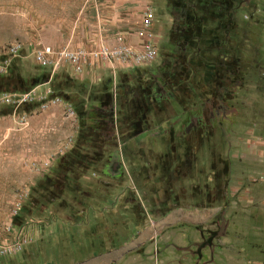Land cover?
Masks as SVG:
<instances>
[{
  "label": "rangeland",
  "instance_id": "obj_1",
  "mask_svg": "<svg viewBox=\"0 0 264 264\" xmlns=\"http://www.w3.org/2000/svg\"><path fill=\"white\" fill-rule=\"evenodd\" d=\"M208 1L151 0L156 58L114 65V85L102 62L50 76L34 50L139 49L141 0H0V49L24 45L5 75L45 97L0 106V234L25 241L0 264H264V0L195 23ZM148 85L164 93L135 135L132 91ZM105 96L113 128L82 135Z\"/></svg>",
  "mask_w": 264,
  "mask_h": 264
},
{
  "label": "built area",
  "instance_id": "obj_2",
  "mask_svg": "<svg viewBox=\"0 0 264 264\" xmlns=\"http://www.w3.org/2000/svg\"><path fill=\"white\" fill-rule=\"evenodd\" d=\"M142 1L143 7L136 32V36L141 42L139 49L127 46L121 39H118L113 47L101 46L93 51L64 48L54 52L51 47L44 46L35 48L33 54L35 63L42 69H49L50 76L58 72L64 65L69 67L73 76H79L92 68L91 66L94 67L102 62L111 70L114 85L116 84L115 69H112L114 65L122 70L150 66L157 55V36L154 31L155 13L151 0ZM22 50H24V45L20 41H14L0 49V76H4L9 71L13 61ZM44 98L40 97L36 88L24 92L0 91V106L18 108L41 102ZM71 114L73 113L71 112ZM10 230L11 226H8L6 232L9 233ZM24 244L19 234L9 233L6 236H0V257L17 255L21 252Z\"/></svg>",
  "mask_w": 264,
  "mask_h": 264
},
{
  "label": "trees",
  "instance_id": "obj_3",
  "mask_svg": "<svg viewBox=\"0 0 264 264\" xmlns=\"http://www.w3.org/2000/svg\"><path fill=\"white\" fill-rule=\"evenodd\" d=\"M208 2H209L208 4L200 3L198 6L194 4L193 8H197L198 13H200V17L198 18L195 17V20H194L195 23L204 22L207 15H213L212 9H214L217 12L213 16L219 15V13H223L225 11H227L226 15H228V12H229L228 10L230 8V0H226V1L216 0V2L209 0ZM195 29H196L197 35L203 32L202 27H197L196 24L193 26V28H191V30H195ZM9 75L10 74H8V76L7 75L0 76V91H7L10 84L12 85L16 84V85L22 86L23 88L22 90L14 91V92L29 91L33 88V86L28 85L25 81L21 80L20 78L11 77V75L10 76ZM133 85H134L133 79L128 81L127 86L133 87ZM119 87L120 89H123L122 86H119ZM123 90H126V89H123ZM132 92L134 94V97H133L134 101L137 99V97H139L137 99L139 101L133 103L134 116L137 121L133 123L132 127H134V133L135 135H137L143 132L141 130V124L147 122L145 112H147L148 110V103H147L146 98L150 96L153 99H158L162 97V93H164V89L163 88L160 89V87L159 88L153 87V85L151 86L148 85L146 87H142L141 89H138V86H136ZM99 103L100 104L98 107L94 106L95 109L92 110L93 112L92 117L86 116L84 112L79 113V128L82 130L81 134L84 136L88 134L86 130L87 125H90V127H96V129H98L100 126H103L108 129H112L114 126L113 125L114 109H113V103H112L111 97L105 96L103 97L102 100L100 99ZM123 118L125 119V116ZM77 163H80V161H77ZM77 168L80 169V167H77ZM70 181L71 180H69L66 176L63 178V182L61 185L63 187H66L70 184Z\"/></svg>",
  "mask_w": 264,
  "mask_h": 264
},
{
  "label": "crops",
  "instance_id": "obj_4",
  "mask_svg": "<svg viewBox=\"0 0 264 264\" xmlns=\"http://www.w3.org/2000/svg\"><path fill=\"white\" fill-rule=\"evenodd\" d=\"M142 1V0H141ZM142 3H143V1H142ZM142 7H143V5H142ZM141 10H142V8H141ZM141 43V42H140ZM10 224H11V222H10ZM11 226V225H10ZM8 227V226H7ZM7 227H6V230L5 231H7ZM15 230H16V228H15V226L12 228V226H11V230H10V234H12L11 232H14L15 234H19V237L21 238V236H22V230L20 231V233H16L15 232ZM9 233H3V234H0V236H6L7 234H9ZM21 240H23L22 238H21ZM24 241V240H23ZM25 242V241H24Z\"/></svg>",
  "mask_w": 264,
  "mask_h": 264
},
{
  "label": "flooded vegetation",
  "instance_id": "obj_5",
  "mask_svg": "<svg viewBox=\"0 0 264 264\" xmlns=\"http://www.w3.org/2000/svg\"><path fill=\"white\" fill-rule=\"evenodd\" d=\"M218 106L221 108V104H220V102L218 103ZM211 112V111H210ZM211 114H212V112H211Z\"/></svg>",
  "mask_w": 264,
  "mask_h": 264
}]
</instances>
